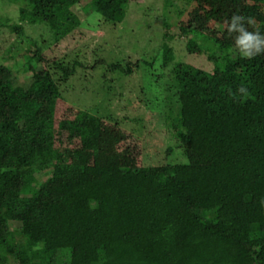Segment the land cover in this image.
Listing matches in <instances>:
<instances>
[{
	"label": "trees",
	"instance_id": "trees-1",
	"mask_svg": "<svg viewBox=\"0 0 264 264\" xmlns=\"http://www.w3.org/2000/svg\"><path fill=\"white\" fill-rule=\"evenodd\" d=\"M82 1L84 14L112 25L129 4L9 0L18 23H1L29 49L22 68L0 64V264L6 255L19 264H264V51L244 56L229 32L240 17L246 31L264 35V0H179L190 9L178 36L212 69L163 49L162 109L175 141L167 156L175 148L180 160L151 168L56 161L60 87L86 65L56 60L36 70L44 57L21 24L44 25L59 42L81 26L73 9ZM140 63L107 66L130 76ZM25 77L27 89L17 83Z\"/></svg>",
	"mask_w": 264,
	"mask_h": 264
},
{
	"label": "rangeland",
	"instance_id": "rangeland-1",
	"mask_svg": "<svg viewBox=\"0 0 264 264\" xmlns=\"http://www.w3.org/2000/svg\"><path fill=\"white\" fill-rule=\"evenodd\" d=\"M8 1L0 0V64L22 68L29 45L20 46L17 35L1 25L5 20L18 23V6ZM85 3L82 1L73 9L81 26L59 42L44 25L21 24L25 38L33 40L44 57L36 70L51 66L56 60H79L86 65L85 69L77 68L76 75L60 87L61 101L55 115L56 161L112 168H151L173 163L180 154L174 148L167 156V148H172L175 141L164 124L162 107L168 104V94L164 89L167 76L159 78L161 53L163 49H171L175 62L212 69L206 54L189 53L185 49L187 38L178 36L179 26L186 24L188 4L179 0H129L124 20L112 25L103 22L96 13L84 14ZM181 12L185 14L181 16ZM11 45L13 49L7 55ZM100 59L106 65L90 68ZM137 60L141 63L130 76L121 70L111 72L107 66L119 62L124 67ZM153 60L156 63L150 66ZM49 71L56 72L53 68ZM17 83L27 89L31 79L19 78ZM74 116L78 119L75 125L67 121ZM86 116L94 122L85 121ZM109 121L117 123L128 135L121 137L119 129H112L114 124ZM37 179L43 180L44 176L37 175ZM15 228L17 225L12 224V229ZM2 264L19 262L13 255H6Z\"/></svg>",
	"mask_w": 264,
	"mask_h": 264
},
{
	"label": "clouds",
	"instance_id": "clouds-1",
	"mask_svg": "<svg viewBox=\"0 0 264 264\" xmlns=\"http://www.w3.org/2000/svg\"><path fill=\"white\" fill-rule=\"evenodd\" d=\"M240 17H233L229 25V32H236V46L240 52L246 57H252L264 51V35L259 32L246 31L240 23Z\"/></svg>",
	"mask_w": 264,
	"mask_h": 264
}]
</instances>
